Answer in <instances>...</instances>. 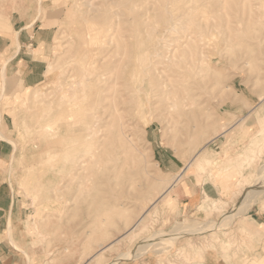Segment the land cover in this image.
Instances as JSON below:
<instances>
[{"label": "rangeland", "instance_id": "rangeland-1", "mask_svg": "<svg viewBox=\"0 0 264 264\" xmlns=\"http://www.w3.org/2000/svg\"><path fill=\"white\" fill-rule=\"evenodd\" d=\"M31 1L60 14L43 81L25 88L0 74V185L16 208L32 212L26 236L39 242L40 216L69 212L71 234L53 233L46 218V235L71 241L78 264H114L125 254L154 264L202 258L218 242L215 224L230 226L252 203V190L220 222L190 218L164 192L174 181L158 160L174 159L185 165L182 175L206 182L212 137L248 116L246 126L261 137L249 146L245 168L254 180L245 184H261L264 109L256 104L264 99V0ZM6 24L0 11V33ZM206 224L213 230L191 240L180 230ZM175 233L172 242L142 245ZM242 264H264V246Z\"/></svg>", "mask_w": 264, "mask_h": 264}, {"label": "crops", "instance_id": "crops-1", "mask_svg": "<svg viewBox=\"0 0 264 264\" xmlns=\"http://www.w3.org/2000/svg\"><path fill=\"white\" fill-rule=\"evenodd\" d=\"M45 3L39 2L36 8L31 0L1 3L0 11L6 16L7 24L0 33V57L5 59L0 74L17 78L25 88L42 83L52 57L60 14L48 9L43 12L40 8ZM256 105L259 106L257 110L264 109V99ZM248 118L212 137L205 153L212 159L209 167L212 174L206 182L202 178L201 184H196L194 178L182 175L185 165L179 166L174 159L163 157L158 160L159 168L174 181L167 192L178 206V212L201 221L214 219L220 222L227 209L244 200V194L251 188L245 183L254 180V174L245 168L248 149L251 142L261 137L256 127L246 126ZM3 185H0V264H78L71 241L62 244L56 237L50 239L46 235L50 232L46 218L51 219L49 222L56 228L53 233L71 234L72 224L67 219L72 215L69 212L41 215L42 220L36 225L39 229L36 232L41 237L39 242L32 243L26 236L32 212L16 208L17 199L14 200ZM256 188L259 193L252 198L248 209L236 215L230 226L215 229L218 242L208 253L202 258H190L176 264H242L245 259L257 255L264 246V189L259 184ZM234 212L236 209L230 213ZM61 218L64 220H58ZM231 234L236 235V244H233ZM192 236L187 235L186 239L191 240ZM207 237L210 238V234ZM150 262L139 258L115 264H154Z\"/></svg>", "mask_w": 264, "mask_h": 264}, {"label": "bare ground", "instance_id": "bare-ground-1", "mask_svg": "<svg viewBox=\"0 0 264 264\" xmlns=\"http://www.w3.org/2000/svg\"><path fill=\"white\" fill-rule=\"evenodd\" d=\"M248 2V1H247ZM226 3V2H225ZM233 4V3H232ZM235 5V4H234ZM241 5V4H240ZM123 6V5H122ZM98 14V13H97ZM101 16V15H100ZM113 16H115V13H114V15L112 14V16L110 15V17H111V19L113 18ZM117 16V15H116ZM115 21H117V20H115ZM104 23V22H103ZM118 23V22H117ZM113 24H116V23H114L113 22ZM164 24V23H163ZM120 27L118 24H116V27ZM117 27V28H118ZM116 28V29H117ZM116 29H115V32H116ZM110 30V29H109ZM114 32V33H115ZM113 33V34H114ZM104 34V33H103ZM106 35V34H105ZM121 35H122V33H121ZM15 36H17V35H15ZM114 36H115V34H114ZM102 38V37H101ZM15 39V38H14ZM119 43V42H118ZM116 44H117V42H116ZM123 44H125V43H123ZM126 45V44H125ZM17 46V45H16ZM118 46V45H117ZM122 46V45H121ZM125 48V47H124ZM123 49V48H122ZM104 50V49H103ZM122 52L123 53H125V51L124 50H122ZM126 55V54H125ZM129 55V54H128ZM107 56V55H106ZM120 56H121V54H120ZM122 57H123V55H122ZM122 57H120V58H122ZM126 57H123V59H125ZM91 59V58H90ZM117 59H118V57H117ZM123 59H118V60H120L121 62H118V64L120 63H122L123 61ZM115 63H117V61L115 62ZM128 64V63H127ZM120 66V65H119ZM114 67H115V64H114ZM121 68V67H120ZM114 69V68H113ZM116 69H118V67H115V70ZM111 71H112V69H111ZM118 71H120V69H118ZM118 71H115V74L118 72ZM110 73V72H109ZM118 74H120L119 72H118ZM111 75H112V72H111ZM104 77V76H103ZM111 77V76H110ZM107 78H108V76H107ZM113 78H115V77H113ZM117 78V77H116ZM115 78V79H116ZM95 79V78H94ZM114 79V81H117L118 82V80H115ZM118 79V78H117ZM110 80V79H109ZM106 81V80H105ZM108 81V80H107ZM116 82V83H117ZM107 83V82H106ZM112 84V83H111ZM163 84V83H162ZM117 86V85H116ZM105 88V87H104ZM112 90V89H111ZM163 90V89H162ZM103 91H105V90H103ZM105 92H107V90L105 91ZM112 92V91H111ZM167 92V91H166ZM113 93V92H112ZM110 93H109V90H108V94L107 95H109ZM114 94V93H113ZM113 94L111 95V96H113ZM115 95V94H114ZM165 95V94H164ZM164 95H162V96H164ZM104 96H105V93H104ZM110 96V95H109ZM108 96V97H109ZM101 97V96H100ZM114 98V97H113ZM112 98V99H113ZM262 98V97H261ZM112 99H111V101H112ZM117 99V98H116ZM100 101V100H99ZM101 101H102V99H101ZM105 101V100H104ZM108 101V100H107ZM111 101H110V105H112L111 104ZM99 103V102H98ZM97 104V103H96ZM107 104V103H106ZM105 105V104H104ZM109 105V106H110ZM107 106V105H106ZM114 106H115V104H114ZM103 107V106H102ZM105 109H106V107H104ZM260 109H262V108H260ZM102 110V109H101ZM103 111V110H102ZM113 112V111H112ZM111 112V113H112ZM260 112V111H259ZM104 113V112H103ZM106 113V112H105ZM114 113V112H113ZM116 113V112H115ZM188 113V112H187ZM191 113V112H190ZM107 114V113H106ZM117 114V113H116ZM189 114V113H188ZM205 114V113H204ZM102 115V114H101ZM186 115V114H185ZM191 115V114H190ZM196 115V114H195ZM110 116V115H109ZM116 116V115H115ZM114 116V117H115ZM89 117V116H88ZM119 118V117H118ZM187 118H189V117H187ZM106 119H108V117L106 118ZM111 119V118H110ZM191 120H192V118H191ZM114 121V120H113ZM193 121H195V120H193ZM119 123V122H118ZM88 124V123H87ZM194 124V123H193ZM120 125H122V123L120 124ZM87 126V125H86ZM103 126V125H102ZM194 126H195V124H194ZM206 126H210V125H206ZM121 128V127H120ZM228 129V128H227ZM100 130V129H99ZM99 130L97 129V131L99 132ZM102 131V130H101ZM224 133V132H223ZM85 134H87V137H88V133H85ZM86 137V138H87ZM201 137V136H200ZM1 138V137H0ZM90 138V137H89ZM113 138V137H112ZM2 139H3V137H2ZM100 139V138H99ZM86 140V139H85ZM101 141V140H100ZM110 142L112 141V140H109ZM7 142V141H6ZM8 142H10V141H8ZM110 142L108 143V144H110ZM11 144H13L12 142H10ZM105 143H106V141H105ZM105 143H103V144H105ZM106 145V144H105ZM104 145V146H105ZM13 146H14V144H13ZM103 146V147H104ZM102 150V149H101ZM101 152V151H100ZM75 165H77V164H75ZM189 165V164H188ZM88 166V165H87ZM79 167V166H78ZM77 167V168H78ZM80 167H82V166H80ZM79 167V168H80ZM188 167V166H187ZM84 168V167H83ZM73 170V169H72ZM84 173H85V171H84ZM75 175H78V174H76V172L74 173ZM77 177V176H76ZM85 177V176H84ZM75 178V177H74ZM179 178V177H178ZM260 179H261V184L260 185H264V182H263V180H264V175L263 174H261L260 175V177H259ZM78 179V178H77ZM86 179V178H85ZM84 179V180H85ZM80 180V179H79ZM74 181V180H73ZM173 182V181H172ZM171 182V183H172ZM74 183V182H73ZM80 183V182H79ZM82 184V183H81ZM255 185L257 186V183H255V184H252L251 186H253V187H255ZM64 187V186H63ZM69 187H70V185H69ZM68 187V188H69ZM172 187V185L170 184L166 189L167 190H165L164 192H167L168 191V189H170ZM250 188V190H252V191H250V190H248V191H250V193H249V195H248V197H249V199H252L253 197H255V194H257V192H258V189L256 188ZM261 190V189H260ZM164 192H162V193H164ZM116 193V192H115ZM104 193H102V195H103ZM111 194V193H110ZM63 195V194H62ZM161 195V194H160ZM159 195V196H160ZM163 196V195H162ZM107 197V196H106ZM106 197H104V198H106ZM164 197V196H163ZM116 198V197H115ZM160 198H162V197H160ZM72 199V198H71ZM159 199V198H158ZM157 199V200H158ZM103 201H107L106 199L105 200H103ZM109 201V200H108ZM115 201V200H114ZM88 203V202H87ZM106 203V202H105ZM105 203H104V205H105ZM109 204V203H108ZM113 205V204H112ZM111 205V207H113ZM152 205H153V202H152ZM89 209V208H88ZM87 209V210H88ZM117 209V208H116ZM244 209V205H240L238 208H236V213H238V212H242V210ZM108 211V210H107ZM232 215V213L230 214V216ZM235 215V214H234ZM229 216V217H230ZM229 217H228V219H229ZM93 218V217H92ZM10 220V219H9ZM140 220H142V219H140ZM140 220H137V222L130 228V231H132L136 226H137V224L140 222ZM221 220V219H220ZM230 220V219H229ZM228 222V221H227ZM103 223V222H102ZM223 223V222H222ZM227 224V223H226ZM225 224V225H226ZM212 225V224H211ZM7 227H9V225L7 226ZM209 227H211L210 226V224H206V225H204V226H201V227H197V226H194V225H190V226H184V227H182V228H180V230L183 232V233H185V234H189V235H195V234H197V233H199V234H204L205 233V231H211V230H213V229H210V230H207ZM215 228H214V230L215 229H218V227L220 228V223H218V224H215V226H214ZM129 231V232H130ZM181 231H179V232H181ZM177 232V231H176ZM178 235V233H175V234H170V236H160V237H158L156 240H153V238H152V240H145V241H143L142 243V245L143 246H151V245H155L156 243H155V241H157V244H160L161 242L163 243V242H165V241H168V240H170L171 242L174 240V239H176V236ZM124 236V235H123ZM153 237H154V235H152ZM151 236V237H152ZM156 237V236H155ZM149 239V238H148ZM111 243V242H110ZM115 243V242H114ZM112 245V244H111ZM107 246V245H106ZM105 248H107V247H105ZM101 249H103V247L101 248ZM138 249V248H137ZM97 253V252H96ZM128 254V253H127ZM133 254V253H132ZM96 255V254H95ZM94 255V256H95ZM134 255V254H133ZM93 256V257H94ZM122 256V255H121ZM123 256H124V254H123ZM132 256V255H131ZM127 257H129V256H127L126 254H125V256H124V259L125 260H127V259H129V258H127ZM90 258V257H89ZM121 258V257H120ZM119 258V259H120ZM131 259V258H130ZM123 260V259H122ZM115 264V263H114Z\"/></svg>", "mask_w": 264, "mask_h": 264}]
</instances>
